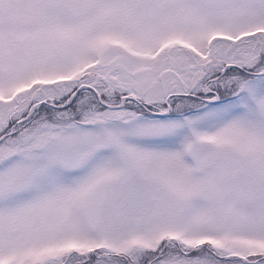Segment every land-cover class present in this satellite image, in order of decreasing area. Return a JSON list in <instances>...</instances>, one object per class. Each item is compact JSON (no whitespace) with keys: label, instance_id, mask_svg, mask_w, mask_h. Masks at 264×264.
Returning a JSON list of instances; mask_svg holds the SVG:
<instances>
[{"label":"snow or ice","instance_id":"obj_1","mask_svg":"<svg viewBox=\"0 0 264 264\" xmlns=\"http://www.w3.org/2000/svg\"><path fill=\"white\" fill-rule=\"evenodd\" d=\"M0 264H264V0H0Z\"/></svg>","mask_w":264,"mask_h":264}]
</instances>
